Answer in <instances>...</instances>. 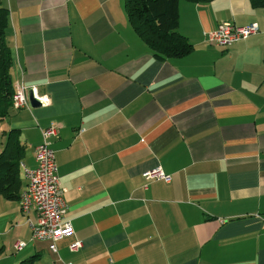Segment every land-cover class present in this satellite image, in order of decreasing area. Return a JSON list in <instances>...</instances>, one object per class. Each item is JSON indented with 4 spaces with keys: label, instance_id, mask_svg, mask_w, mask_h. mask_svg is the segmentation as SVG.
I'll use <instances>...</instances> for the list:
<instances>
[{
    "label": "crops",
    "instance_id": "0c3cea01",
    "mask_svg": "<svg viewBox=\"0 0 264 264\" xmlns=\"http://www.w3.org/2000/svg\"><path fill=\"white\" fill-rule=\"evenodd\" d=\"M0 7L12 87L22 81L49 101L0 117V151L10 130L23 146L17 198L0 194V264H264V7L180 0L177 32L191 50L163 59L133 32L123 0ZM222 22L258 32L207 44ZM49 126L72 228L54 251L30 239L35 214L18 208L21 166H35ZM155 168L170 182L144 180Z\"/></svg>",
    "mask_w": 264,
    "mask_h": 264
},
{
    "label": "built area",
    "instance_id": "2783aa9c",
    "mask_svg": "<svg viewBox=\"0 0 264 264\" xmlns=\"http://www.w3.org/2000/svg\"><path fill=\"white\" fill-rule=\"evenodd\" d=\"M257 32L258 28L255 23L236 26L230 22H222L205 34V41L209 45L227 47ZM29 94L39 106L48 105L49 101L45 95H38L33 87H26L22 81H19L12 87L11 108L14 110L28 108ZM40 135L41 142L33 147L35 166L32 169L21 166L26 186L18 196V208L24 216L31 212L35 214L36 221L28 222L30 239L48 241L50 250L54 251L53 243L71 235L72 228L65 218L64 202L58 188L54 154L50 148L51 139L55 136V127L49 126L43 129ZM143 178L146 181L170 182V176L164 175L159 168L143 173ZM23 246V243L17 242L12 245V248L17 251ZM79 247L80 243L75 241L69 245L68 249L74 252Z\"/></svg>",
    "mask_w": 264,
    "mask_h": 264
},
{
    "label": "trees",
    "instance_id": "16d2710c",
    "mask_svg": "<svg viewBox=\"0 0 264 264\" xmlns=\"http://www.w3.org/2000/svg\"><path fill=\"white\" fill-rule=\"evenodd\" d=\"M180 0H123L127 21L133 32L158 59L181 57L191 50V45L178 34V2ZM191 3L209 0H183ZM254 7H264V0H250ZM7 23V10L0 7V117L10 106L12 85L9 70L11 56L4 42V29ZM264 63V54H263ZM18 131L5 133L3 148L0 151V194L16 197L13 189L18 182L17 163L23 146L17 140ZM17 198V197H16ZM35 257L18 261L16 264H33Z\"/></svg>",
    "mask_w": 264,
    "mask_h": 264
},
{
    "label": "water",
    "instance_id": "95a60500",
    "mask_svg": "<svg viewBox=\"0 0 264 264\" xmlns=\"http://www.w3.org/2000/svg\"><path fill=\"white\" fill-rule=\"evenodd\" d=\"M28 104L31 108L38 107L39 104L33 98H31L30 94L28 95Z\"/></svg>",
    "mask_w": 264,
    "mask_h": 264
}]
</instances>
